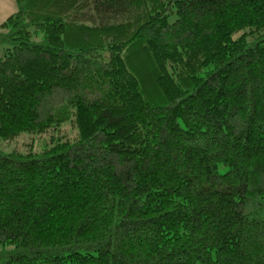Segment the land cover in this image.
Here are the masks:
<instances>
[{
    "label": "trees",
    "instance_id": "16d2710c",
    "mask_svg": "<svg viewBox=\"0 0 264 264\" xmlns=\"http://www.w3.org/2000/svg\"><path fill=\"white\" fill-rule=\"evenodd\" d=\"M15 3L0 264H264V0Z\"/></svg>",
    "mask_w": 264,
    "mask_h": 264
},
{
    "label": "rangeland",
    "instance_id": "374dc122",
    "mask_svg": "<svg viewBox=\"0 0 264 264\" xmlns=\"http://www.w3.org/2000/svg\"><path fill=\"white\" fill-rule=\"evenodd\" d=\"M16 12L15 0H0V26L12 14ZM1 30V29H0ZM2 57V48L0 47V58ZM68 136L72 139L76 137V129L72 120L64 123L56 132H50L46 136H21L9 143H2L6 152L17 151L19 153H40L45 145V140L51 136ZM47 145V144H46Z\"/></svg>",
    "mask_w": 264,
    "mask_h": 264
}]
</instances>
